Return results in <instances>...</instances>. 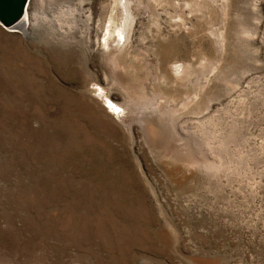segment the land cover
Wrapping results in <instances>:
<instances>
[{
  "label": "rangeland",
  "instance_id": "obj_1",
  "mask_svg": "<svg viewBox=\"0 0 264 264\" xmlns=\"http://www.w3.org/2000/svg\"><path fill=\"white\" fill-rule=\"evenodd\" d=\"M26 21L0 25V264H264V0Z\"/></svg>",
  "mask_w": 264,
  "mask_h": 264
},
{
  "label": "water",
  "instance_id": "obj_2",
  "mask_svg": "<svg viewBox=\"0 0 264 264\" xmlns=\"http://www.w3.org/2000/svg\"><path fill=\"white\" fill-rule=\"evenodd\" d=\"M30 0H0V25L13 29L24 16Z\"/></svg>",
  "mask_w": 264,
  "mask_h": 264
},
{
  "label": "bare ground",
  "instance_id": "obj_3",
  "mask_svg": "<svg viewBox=\"0 0 264 264\" xmlns=\"http://www.w3.org/2000/svg\"><path fill=\"white\" fill-rule=\"evenodd\" d=\"M27 9H28V7H27ZM27 9H26V12H25V14H24V16L22 17V19L17 23V25L15 26V27H12L13 29H8V30H12L13 32H15L14 30H16V29H21V30H25L26 29V26H27V24H26V19H27ZM127 17H126V19L130 22L129 24V28L127 27H125V31H124V38H125V42H127V40L129 39V30H130V27H131V25H132V22H131V17H130V14L128 13L127 15H126ZM121 35V34H120ZM123 38V39H124ZM124 44V43H123ZM186 72V71H185ZM184 75V74H183ZM184 76H186V73H185V75ZM184 76H182V77H184ZM155 120V119H154ZM157 121V120H156ZM156 121H154V122H156ZM158 123V122H157ZM159 125V124H158Z\"/></svg>",
  "mask_w": 264,
  "mask_h": 264
}]
</instances>
